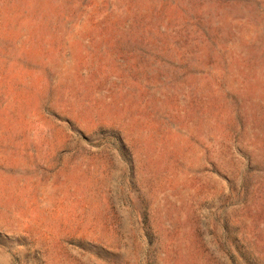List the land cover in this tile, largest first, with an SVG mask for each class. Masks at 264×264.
I'll return each instance as SVG.
<instances>
[{
	"label": "rangeland",
	"instance_id": "374dc122",
	"mask_svg": "<svg viewBox=\"0 0 264 264\" xmlns=\"http://www.w3.org/2000/svg\"><path fill=\"white\" fill-rule=\"evenodd\" d=\"M0 264H264V0H0Z\"/></svg>",
	"mask_w": 264,
	"mask_h": 264
}]
</instances>
